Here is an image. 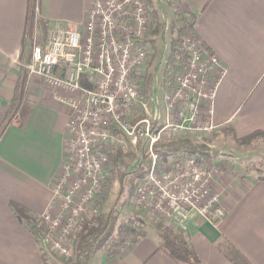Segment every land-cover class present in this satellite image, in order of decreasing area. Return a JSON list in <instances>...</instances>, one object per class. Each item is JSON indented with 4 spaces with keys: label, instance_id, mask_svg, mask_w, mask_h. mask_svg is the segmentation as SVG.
Listing matches in <instances>:
<instances>
[{
    "label": "built area",
    "instance_id": "1",
    "mask_svg": "<svg viewBox=\"0 0 264 264\" xmlns=\"http://www.w3.org/2000/svg\"><path fill=\"white\" fill-rule=\"evenodd\" d=\"M157 2L89 0L81 28H52L46 38L36 8L24 67L29 77H40L54 90L55 100L70 112L54 198L34 220L39 231L34 236L50 259L72 258L84 221L101 214L110 191L113 151L130 144L143 148L146 171L135 178L131 205L148 224L182 230L192 220L216 225L226 218L216 187L231 170H215L187 151L167 154L155 147L172 135L218 129L210 118L225 67L195 32L182 35L167 64L166 124L143 117L149 115L145 83Z\"/></svg>",
    "mask_w": 264,
    "mask_h": 264
},
{
    "label": "crops",
    "instance_id": "2",
    "mask_svg": "<svg viewBox=\"0 0 264 264\" xmlns=\"http://www.w3.org/2000/svg\"><path fill=\"white\" fill-rule=\"evenodd\" d=\"M88 1L39 0L37 7L47 30L79 29ZM177 3L179 13L192 21L197 37L225 67L211 123L237 138L264 133V0ZM28 4L29 0H0V126L20 69L26 70L22 50ZM27 82L30 115L25 126L15 121L0 142V264H45L30 221L14 205L29 219L46 212L67 148L69 110L40 77L28 76ZM245 152L238 159L248 162L249 150ZM244 164L232 163L233 170L218 180L226 218L216 225L192 220L181 230L203 264H264V171ZM150 230L154 238L147 231L137 243L121 247L113 256L99 252L89 264H176L158 251L159 231Z\"/></svg>",
    "mask_w": 264,
    "mask_h": 264
},
{
    "label": "rangeland",
    "instance_id": "3",
    "mask_svg": "<svg viewBox=\"0 0 264 264\" xmlns=\"http://www.w3.org/2000/svg\"><path fill=\"white\" fill-rule=\"evenodd\" d=\"M156 11V24L154 35L156 36L155 41H153L154 52L150 60L149 65V74L154 76V79L150 82L148 81L149 90V98H148V114H144L143 117L152 118V120H156L159 124H166V113L164 107V76L166 68H168L167 57L171 55L173 45L177 40H180L182 35L185 32L194 33L193 23L190 21L187 26V30L183 31V26L185 25L181 20L184 18L182 14L178 11V3L177 0H160L155 3ZM42 21V20H41ZM192 24V25H191ZM192 26V29L189 26ZM42 28V24L40 23ZM42 32L44 34V30L42 28ZM35 33V26H34ZM29 39L27 38V41ZM178 43V42H177ZM218 128L216 131H213L211 134L206 133H197V134H176L175 136H170L164 143L168 144L171 142H175L178 140L189 141L195 145H203L208 148L211 152H216L219 156L213 163H209L205 160L208 165L214 167L215 170L229 168L231 169L232 163H242L246 162L245 159L241 160L238 158L246 155L244 153L245 150H249V158L250 160L244 164L247 166V169L258 168L264 171V138L256 137L249 144L241 145L237 143V146L234 145L233 142V134L228 131L222 132ZM235 141V140H234ZM130 144V143H129ZM128 146V145H127ZM241 146H245L242 148ZM122 152L123 154L133 153L137 157L136 159L125 158L119 163L114 162V156L117 154L116 152ZM183 151V150H182ZM164 152V151H162ZM190 152V151H187ZM165 153V152H164ZM191 154H194L190 152ZM174 154V153H167ZM248 154V153H247ZM241 156V157H240ZM224 157L225 159H221ZM238 159H231L235 158ZM143 162V148L134 147L131 144L126 147H119L117 150L113 151L111 157L110 166L112 168V176L110 181V191L107 195V198L103 200V208L101 210V215L103 216L108 214L111 210H117L120 212V218L117 223V228L114 233L108 240L105 241L103 248L99 252L105 253H114L121 247L131 243L132 234L131 230L136 227H140L142 231H148V234L154 238L152 235V230L157 229L155 225L148 224L144 217V214L131 205L132 198L130 197L129 190L132 183H135V172L140 167ZM221 162V163H220ZM220 163V164H219ZM240 166V165H238ZM236 165L237 169H241ZM121 170L124 174H126L122 181L119 179L118 171ZM134 178V179H133ZM134 188V187H133ZM134 195V192H133ZM222 197V196H221ZM223 199V197H222ZM98 216V217H99ZM97 223H94L93 226H96ZM126 226V228H122ZM119 227V228H118ZM122 229H121V228ZM128 227V228H127ZM99 252L97 254H99ZM96 255V254H95ZM76 257V248L73 247V255L71 259L65 260L61 259L57 256L49 259V264H74Z\"/></svg>",
    "mask_w": 264,
    "mask_h": 264
},
{
    "label": "trees",
    "instance_id": "4",
    "mask_svg": "<svg viewBox=\"0 0 264 264\" xmlns=\"http://www.w3.org/2000/svg\"><path fill=\"white\" fill-rule=\"evenodd\" d=\"M155 1H160V0H155ZM38 2L39 0H29L27 26H26L27 37L23 44L22 53H24V50L26 46L28 45L29 40L27 41V38L32 39L34 36L35 11L38 6ZM155 14H154L155 16L154 18H155V24H156L157 15ZM181 21L185 24L183 26V31L187 30L186 24H188L189 22L184 18ZM41 24L44 30V37L46 38L47 31H48L47 25L43 21H41ZM189 27L192 29V26H189ZM177 42H179V40H177L175 44L173 45L171 55L169 56V59H168V66L174 58L175 48H176V45L178 44ZM27 74L28 73L26 70L22 68L20 69L19 78L15 86L13 98L10 101V105L6 112L5 119L0 126V142L2 141L6 133L9 131V129L12 127L15 121L21 120L20 126H25V121L30 115L31 107L29 105V102L27 101V94H28ZM149 79H151L150 80L151 82L152 79H154V76L149 74L146 78L145 91L147 94H149V90H150L149 89L150 86L148 88ZM256 137L264 138V133L255 132L254 134L247 136L245 138H237L235 135H233V139L238 144H241V145L249 144ZM155 147L157 150L164 151L165 153L176 154V153L181 152L182 150L190 151L209 163H213L216 160V158L219 156L218 153L211 152L205 146L195 145L187 140L186 141L178 140V141L171 142L168 144L158 143L155 145ZM116 153L117 154L113 157L115 163H119L125 158L136 159L137 157L133 153L123 154L122 152H119V151ZM143 160L144 161L141 163L140 167L135 172V175L138 177H143L146 174V171L143 168V164H145V157ZM118 175H119L120 181H122L126 174H124L121 170H119ZM261 179H264V177L261 176ZM133 187L135 188L134 183L131 184V187L129 190L130 197H133V192H134ZM14 207L21 217L30 221L29 224H30L33 234L39 233L38 229L35 227V221H34L35 218L29 219L22 207L18 205H14ZM119 218H120V212L113 209L106 215L99 216V217L97 216L90 220L84 221L83 232L77 239L76 246H75L76 257H75L74 264H89L90 263L91 259L95 256V254L101 251V249L104 246L105 241L108 240L112 235H114L116 228H117V223L119 221ZM94 223H97V225L91 227L92 225H94ZM122 228H126V226H123ZM156 228L159 231L160 238H161V244L159 245L158 251L159 250L163 251L176 264H203L201 260L199 259V257L197 256L196 252L191 247L190 243L188 242L186 235L181 230H174L164 225H158L156 226ZM131 234L133 237L131 243H137L140 239L146 236V232L142 231L140 227L139 228L136 227L133 230H131ZM114 253H108V254L109 256H113ZM49 259L50 258H48L47 255L44 254L45 264H49V261H48Z\"/></svg>",
    "mask_w": 264,
    "mask_h": 264
}]
</instances>
